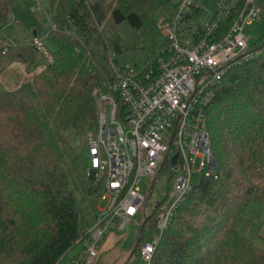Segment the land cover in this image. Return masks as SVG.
Wrapping results in <instances>:
<instances>
[{
	"label": "trees",
	"instance_id": "1",
	"mask_svg": "<svg viewBox=\"0 0 264 264\" xmlns=\"http://www.w3.org/2000/svg\"><path fill=\"white\" fill-rule=\"evenodd\" d=\"M13 2L0 0V72L17 61L31 75L16 88L0 89V264H58L96 213L93 200L84 201L86 194L96 198L100 191L99 184L85 188L88 162L86 168L79 147L87 155V138L75 145L70 133L94 130L91 90L110 75L107 54L128 63L117 57L122 52L117 25L125 21L140 40L150 38L140 45L154 55L142 66L146 69L166 43L154 25L157 12H170L174 3L47 0L53 27L47 22L43 35L19 39L1 32ZM36 2L29 5L32 14L42 9ZM105 32L116 36L104 38ZM32 37L47 40L49 61ZM204 119L214 175L191 183L148 264H264V248L239 231L246 205L264 206V45L257 56L223 74ZM163 202L154 201L147 215L144 206L136 216L138 223L144 218L141 242L154 235ZM125 264L142 262L138 257Z\"/></svg>",
	"mask_w": 264,
	"mask_h": 264
},
{
	"label": "built area",
	"instance_id": "2",
	"mask_svg": "<svg viewBox=\"0 0 264 264\" xmlns=\"http://www.w3.org/2000/svg\"><path fill=\"white\" fill-rule=\"evenodd\" d=\"M211 1L214 11L208 21L195 25L188 21L203 7L200 1L173 2L164 20L158 21L166 43L146 69L107 54L110 75L103 89L96 91V124L86 141L87 169L106 202L96 205L92 223L75 240L80 250L67 264H94L103 236L111 230L120 232L143 213L147 192L141 193L138 183L144 176L155 178L165 152L163 166L168 163L172 181L167 197L162 198L154 235L137 245L142 264L149 263L162 230L190 191L194 163L199 175H214L205 107L212 88L232 65L261 52L264 42L248 49L242 28L261 15L264 7L260 0ZM49 26L53 27L51 22ZM32 44L51 59L42 37H32ZM173 154L175 164L170 163Z\"/></svg>",
	"mask_w": 264,
	"mask_h": 264
},
{
	"label": "rangeland",
	"instance_id": "3",
	"mask_svg": "<svg viewBox=\"0 0 264 264\" xmlns=\"http://www.w3.org/2000/svg\"><path fill=\"white\" fill-rule=\"evenodd\" d=\"M162 2L164 0H161ZM171 2H175L176 0H170ZM200 3L202 4V8L199 9V11L196 14H193L192 19L190 18L188 23L191 25H195V23H201L204 24L208 21L209 15H211L214 11V6L211 0H199ZM264 1V0H263ZM31 0H14L11 8V15L12 19H8V22L3 26L1 32L5 35H9L10 37L14 38H25L29 39L32 34V30H35L37 36L43 35L44 28L47 27V22H50L49 19V14L47 8H49L47 4V0H37L38 5H42V10L45 12L47 10V13L45 14L44 12L40 11L38 7L35 9V14H32L33 11L30 10V5ZM149 6L152 9V6L150 3H148ZM46 10H45V9ZM167 11L165 9H160L157 12V15L155 17V28L160 35L161 39L164 38L161 32V29L159 28L158 21H163L165 18V14ZM36 17V18H35ZM39 20V21H38ZM163 26V22L161 24V27ZM117 29L120 32L121 36V50L122 52L117 56L119 61H126L136 68H142V66L149 62L153 58L152 52L149 50H146L142 47H140L141 43L146 42L147 40L149 41L150 38H145L141 36L142 40L138 36L135 35L134 30L125 22H121L117 25ZM243 33L247 36L248 38V46L250 48H253L256 46L260 40L264 37V10L261 12V15L253 19L250 23L244 24L242 28ZM117 33V31H116ZM142 33L141 35H144ZM114 35L109 32L103 33V37H111L113 38ZM104 37V38H105ZM106 40V39H105ZM44 44L47 47V40H43ZM263 46V45H262ZM248 59V58H247ZM245 60H241L239 63L244 62ZM39 63H42L40 61ZM9 75H14V72L11 71L10 69H6L3 71L0 75V89H8L11 86L6 82L5 78ZM19 81L20 78L18 77ZM103 81L105 80H100V82L96 83V85L92 88V94L96 99L97 92L98 90L103 89ZM72 133V132H71ZM70 133L71 139H73L74 144H84L86 141V138L88 135L91 134V131H85L83 134H74ZM69 135V134H68ZM80 153H81V159L84 163V165L87 168V155L84 152L83 147H79ZM193 170L190 174V182L192 184H196L199 180V172L195 171L197 168V164L194 163L192 166ZM88 172V170H87ZM85 180V188L88 190H92L95 186V182L93 181V177L91 172L87 173ZM152 177L144 176L140 179L138 186H139V191L143 194H145L148 191V184L151 181ZM172 181V174L171 171H169L168 168V163L165 164L161 168V170L157 173L155 176V180L153 183V189L150 195V198L147 200L145 204V214H149L153 202L160 200L162 198H166L167 194L169 193V184ZM92 194H86L84 201L86 204L92 203L93 200V208H96L97 206H104L106 202V197L103 195L101 191H98L96 194V198L94 196H91ZM139 220L136 218L132 219L130 222H128L124 228L118 232L120 234L128 235L131 237L130 243L128 248H125L123 252L125 253V258L127 255L130 253V250L132 248V245L136 239L137 231H138V225H139ZM239 231L243 232L244 235L247 238H252L253 242L264 248V206L255 202V201H250L245 209H244V215L241 218L240 226H239ZM77 250V252L80 250V246L78 244L73 245L64 255L63 257L59 260L58 264H66L67 260L70 256L71 253H74ZM138 257L135 255V253L131 256V261H135ZM129 261V260H128ZM127 261V262H128ZM141 262V261H140ZM95 264V263H94Z\"/></svg>",
	"mask_w": 264,
	"mask_h": 264
},
{
	"label": "crops",
	"instance_id": "4",
	"mask_svg": "<svg viewBox=\"0 0 264 264\" xmlns=\"http://www.w3.org/2000/svg\"><path fill=\"white\" fill-rule=\"evenodd\" d=\"M25 66L26 65L23 63L14 61L2 68L0 75L6 69H10L11 71L14 72V75H9L5 78L6 82H8V84L11 86L8 89L16 88L19 85L29 81L30 79L29 76L31 75V73L25 72L24 70ZM39 68L40 66L37 67L36 71ZM18 77L20 78V81ZM130 239L131 237H129L128 235H124V234L122 235L115 230H111L108 233H106L98 243V248H97L98 255L95 264H125L127 257L126 258L124 257L125 253L123 252V250L125 248H128ZM76 253H78L77 250L74 253L70 254L67 263L69 259L72 258Z\"/></svg>",
	"mask_w": 264,
	"mask_h": 264
},
{
	"label": "water",
	"instance_id": "5",
	"mask_svg": "<svg viewBox=\"0 0 264 264\" xmlns=\"http://www.w3.org/2000/svg\"><path fill=\"white\" fill-rule=\"evenodd\" d=\"M35 35V31L32 30V36ZM264 42V37H263V40H262V43ZM261 46V45H260ZM175 131V126L173 127L172 129V132H171V135L169 137V140L170 138L172 137L173 133ZM169 140H168V144H169ZM166 154L167 152H165L164 156H163V159L161 160V163L160 165L158 166L157 170H156V174L161 170L162 166H163V163L165 161V158H166ZM175 154H173L170 158L171 160V164H175ZM154 180L155 178L152 177L151 181H150V185H149V190L147 191V195H146V200H148L150 198V195H151V192H152V188H153V183H154ZM143 221H144V218L142 219V221L139 223V227H138V231H137V236H136V239L132 245V248L130 250V253L128 254L127 258H126V262L131 258V256L134 254L135 252V249L141 239V234H142V226H143Z\"/></svg>",
	"mask_w": 264,
	"mask_h": 264
},
{
	"label": "bare ground",
	"instance_id": "6",
	"mask_svg": "<svg viewBox=\"0 0 264 264\" xmlns=\"http://www.w3.org/2000/svg\"><path fill=\"white\" fill-rule=\"evenodd\" d=\"M170 163H171V160H170Z\"/></svg>",
	"mask_w": 264,
	"mask_h": 264
},
{
	"label": "clouds",
	"instance_id": "7",
	"mask_svg": "<svg viewBox=\"0 0 264 264\" xmlns=\"http://www.w3.org/2000/svg\"><path fill=\"white\" fill-rule=\"evenodd\" d=\"M262 40H263V38H262Z\"/></svg>",
	"mask_w": 264,
	"mask_h": 264
},
{
	"label": "flooded vegetation",
	"instance_id": "8",
	"mask_svg": "<svg viewBox=\"0 0 264 264\" xmlns=\"http://www.w3.org/2000/svg\"><path fill=\"white\" fill-rule=\"evenodd\" d=\"M165 162V161H164ZM164 164V163H163Z\"/></svg>",
	"mask_w": 264,
	"mask_h": 264
}]
</instances>
